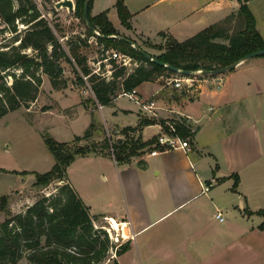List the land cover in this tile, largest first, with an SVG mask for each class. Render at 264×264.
<instances>
[{
  "label": "crops",
  "instance_id": "crops-1",
  "mask_svg": "<svg viewBox=\"0 0 264 264\" xmlns=\"http://www.w3.org/2000/svg\"><path fill=\"white\" fill-rule=\"evenodd\" d=\"M240 1L125 0L132 28L112 24L132 42L144 40L153 45L166 40L162 33L182 42L236 14ZM247 5L264 39V0H248ZM178 75L139 86L138 94L155 102L158 116L150 117L136 104L134 123L117 124L115 133L117 141L123 140L122 131L137 127L144 118L187 117L196 130L190 151L151 155L157 149L154 144L128 163L118 162L116 202L111 196H95L93 185L81 193L76 183L70 184L90 215L98 218L95 225L100 218L120 225L118 236H123L129 249L117 255L114 264H264V231L258 228L264 218L257 214L264 210V56L243 61L220 75L197 77L199 86L194 84L189 90L160 83L182 77ZM195 92L196 100L182 101ZM120 110L127 116L134 112ZM152 128L156 139L159 123L131 136L138 138L141 133L140 139L148 142L143 136ZM234 176L239 177L237 185ZM218 213L222 220L216 217Z\"/></svg>",
  "mask_w": 264,
  "mask_h": 264
},
{
  "label": "trees",
  "instance_id": "trees-1",
  "mask_svg": "<svg viewBox=\"0 0 264 264\" xmlns=\"http://www.w3.org/2000/svg\"><path fill=\"white\" fill-rule=\"evenodd\" d=\"M86 1L75 0L74 11V16L86 24V38L62 42L56 34L58 26H52L42 15L35 0H0V22L4 24L0 31L14 35L13 43L19 42L18 45L0 46V118L22 107L29 108L37 100L43 83L41 73L47 75L52 86L57 88L65 72L64 65L70 67L77 85L90 84L94 103L106 107L118 97L116 79H122V92H127L145 82L176 75L160 63L192 74L198 70L213 72L239 62L251 53L264 50V39L257 30L255 17L247 5L248 0L240 1L241 6L236 14L227 16L185 41L179 42L171 36L160 34L166 38V43L158 47L159 55H151L160 63L145 58L126 40L119 38L128 39L109 20L108 10L92 16L93 0H89L88 17L92 30L85 19ZM114 7L121 25L131 29L132 15L125 0H115ZM17 22L27 26L23 36L18 32ZM90 37L96 38L105 51H119L134 58L140 65L130 73H126L124 67L115 69L112 81L97 77L81 52ZM146 43L149 47H155ZM29 49L34 53L28 54L26 51ZM110 62L115 65L114 60ZM167 122L176 128L183 139L194 138L196 130L191 132V125L186 124L182 117L167 120L144 118L137 127H127L122 131L125 135L123 140L112 143L115 160L128 163L131 158L151 150L157 138L143 142L131 134L156 123L167 129ZM89 128L83 137L76 136L74 141L89 139L92 136L90 130L95 127L91 124ZM44 138L55 157V165L49 172L37 174L34 186L43 190L53 182L63 184H60L56 194L42 196L24 213H13L9 208L10 196H0V214L6 215L0 223V264H20L23 261L27 264H102L115 245L107 232L95 225L98 218L90 215L89 208L66 175L75 157L94 152L96 143L89 147H74L49 135ZM105 143L109 148L108 139ZM234 177L237 185L239 177ZM257 214L264 218V210ZM258 228L264 231V221ZM128 249L126 242L118 248L117 255Z\"/></svg>",
  "mask_w": 264,
  "mask_h": 264
},
{
  "label": "rangeland",
  "instance_id": "rangeland-1",
  "mask_svg": "<svg viewBox=\"0 0 264 264\" xmlns=\"http://www.w3.org/2000/svg\"><path fill=\"white\" fill-rule=\"evenodd\" d=\"M58 1L60 0H35L42 15L46 16L52 26H58L56 34L60 41L85 39L86 24L76 18L74 12L69 14L66 9L54 11V5ZM73 1L75 3V0ZM114 3L115 0H93L91 15L96 16L109 10L111 22L120 28L121 24L114 10ZM17 23L18 32L23 36L27 26L20 22ZM2 28H4V24L0 22V30ZM120 30L122 33L123 29ZM13 36L9 32L0 31V46L18 45L19 42L13 43ZM137 41L139 45L144 46L143 48L140 45L142 49L151 55H159L161 52L158 47L166 43V40L162 38L156 44L148 43L155 48L149 47L144 40ZM65 48L67 49V47ZM26 52L34 53L31 49ZM81 52L87 57L88 65L92 71H97L95 73L97 77L107 81L113 80L111 62H99L109 55L96 38H88L84 47L81 48ZM64 71L63 77L58 81L57 88L52 86L47 75L41 73L43 83L37 100L31 103L29 108L22 107L0 118V196H10L9 208L15 214L26 212L42 196H51L58 192L60 186L58 182H53L43 190L34 186L36 175L49 172L55 165V157L48 148L45 135H49L59 142L69 141L74 147H89L96 143L94 152L75 157V160L67 168L68 182L76 183L81 189V193L91 190L90 186L93 185L95 189L92 190V193L95 196H111L115 202L118 198V176L115 169L118 161L115 160L114 149L111 145L117 142L115 133V129L119 127L117 124H130V122L133 124L137 117L135 111L138 110V106L135 102L119 96L122 94V79H116V95L118 97L116 100L114 99L113 104L106 106L104 110L100 109L93 101L90 84L77 85L76 77L68 65H64ZM130 72L132 71H126V73ZM165 82V79L160 80L161 84H165ZM195 84L199 86L200 83L196 82ZM197 93L187 95L182 101L187 103L196 100ZM125 108L134 112L127 116L120 110ZM113 111L115 113L112 117L111 112ZM91 124L95 127L90 130L92 136L89 139L74 141L75 135L81 134L83 137ZM141 135L139 133L138 138H141ZM155 135L156 129L152 128L143 136V140H153ZM106 139L109 141V148L106 146ZM94 211L102 213L96 208ZM5 218L6 215L1 213L0 223ZM96 225L109 227V223L101 218ZM110 251L102 264H114L113 260L117 257V251ZM20 264L27 263L23 261Z\"/></svg>",
  "mask_w": 264,
  "mask_h": 264
},
{
  "label": "built area",
  "instance_id": "built-area-1",
  "mask_svg": "<svg viewBox=\"0 0 264 264\" xmlns=\"http://www.w3.org/2000/svg\"><path fill=\"white\" fill-rule=\"evenodd\" d=\"M106 53L109 55V57H106L104 59H102L101 61H99L100 63H103L105 61H111L114 60L115 61V65L110 64L111 69L114 71L117 68H126V70L128 71H133L135 68H137L140 63L135 60L134 58L125 55L119 51L110 49L107 50ZM94 73H97V71L95 70ZM202 78L204 76H208L205 75L203 73L202 70H198L195 73H193L191 76L189 77H181V78H170L166 80V83L168 85L173 84L175 86V88L177 89H192L194 88V84L195 82H197V77H201ZM209 77V76H208ZM205 78V77H204ZM85 80H87V77H84ZM120 97H125L127 99H129L130 101L135 102V104H137L141 110L145 113H147L150 117H157V111L159 110V108L156 106L155 102L151 99L148 100H144L140 97V95L138 94L137 89H133L132 91H123L122 94L119 95ZM100 109H102L104 106L98 105ZM185 120L186 124H190V120L191 118H187V117H182ZM167 129H164L161 126V133L159 134V136L157 137V141L155 143V146H157V149L155 151H152L150 154L151 155H156L159 154L160 152L163 151H169V150H183L184 152H188L191 149L190 146V138H182L178 133L176 128L171 124L168 123L166 124ZM191 132H194V127L191 125ZM204 191L207 192L209 190V188L207 186L203 187ZM216 217L219 220H222V214L218 213L216 215ZM109 223V227L104 226L102 227L108 234L111 242L115 245V248L111 249L110 252L114 251L116 252L118 250V248L123 244V236H121V238H119L118 236V232H119V227L116 225V227L114 226L113 222L111 220L107 221ZM118 229V230H117ZM115 233V235H114ZM115 254V253H114Z\"/></svg>",
  "mask_w": 264,
  "mask_h": 264
},
{
  "label": "water",
  "instance_id": "water-1",
  "mask_svg": "<svg viewBox=\"0 0 264 264\" xmlns=\"http://www.w3.org/2000/svg\"><path fill=\"white\" fill-rule=\"evenodd\" d=\"M54 8L55 10L57 11H60L62 9H66L68 11L69 14H72L74 11H75V3L73 0H60L58 1L57 3H55L54 5ZM88 13H89V0L86 1V4H85V19L88 23V26L93 30V27L89 21V17H88ZM96 35L97 36H100V34L98 32H96ZM114 38V36H113ZM120 39H124L126 40L129 44L132 45L133 48L137 49L145 58L155 62V63H160L158 62L156 59L152 58L151 55H149L148 53L144 52L142 49H140L134 42H132L131 40H128V39H125L123 37H119ZM259 56H264V50H261V51H257V52H254V53H251L249 55H247L246 57H244L243 59H241L239 62H236L228 67H225V68H222V69H219V70H216V71H213V72H203L205 75H208V76H213V75H220V74H223L227 71H230L232 69H234L238 64H240L241 62L243 61H246V60H249L251 58H255V57H259ZM162 66H165L167 68H169L171 71H173L175 74H179L183 77H189L192 75L191 72L189 71H180L179 69L177 68H174V67H170L168 65H164L162 63H160ZM61 185L63 184V182L60 183Z\"/></svg>",
  "mask_w": 264,
  "mask_h": 264
},
{
  "label": "bare ground",
  "instance_id": "bare-ground-1",
  "mask_svg": "<svg viewBox=\"0 0 264 264\" xmlns=\"http://www.w3.org/2000/svg\"><path fill=\"white\" fill-rule=\"evenodd\" d=\"M112 222H113V224H114V226L116 227V225L120 228V225L117 223V221L116 220H111ZM118 230V229H117ZM119 234V233H118ZM125 235V234H124Z\"/></svg>",
  "mask_w": 264,
  "mask_h": 264
}]
</instances>
